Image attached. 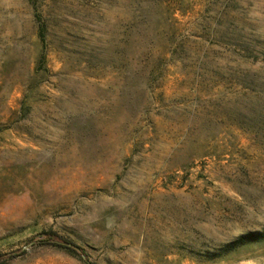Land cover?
<instances>
[{"label":"rangeland","instance_id":"obj_1","mask_svg":"<svg viewBox=\"0 0 264 264\" xmlns=\"http://www.w3.org/2000/svg\"><path fill=\"white\" fill-rule=\"evenodd\" d=\"M262 229L264 0H0V264H264L217 256Z\"/></svg>","mask_w":264,"mask_h":264},{"label":"trees","instance_id":"obj_2","mask_svg":"<svg viewBox=\"0 0 264 264\" xmlns=\"http://www.w3.org/2000/svg\"><path fill=\"white\" fill-rule=\"evenodd\" d=\"M34 17L38 26V32H37L38 37L42 41L45 37V26L38 14L35 13ZM46 236H47V241H51V243L54 246L65 250L67 253H69L72 256L78 257L86 264H92L87 259V254L74 243L67 241L62 237L57 236L55 233L51 231L48 232ZM263 242H264V229L260 231L247 232L238 236L233 241L224 244L220 250V254H218L217 256H220L221 258H226V256H228L229 254L237 252L250 245L263 243Z\"/></svg>","mask_w":264,"mask_h":264}]
</instances>
